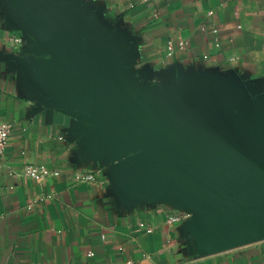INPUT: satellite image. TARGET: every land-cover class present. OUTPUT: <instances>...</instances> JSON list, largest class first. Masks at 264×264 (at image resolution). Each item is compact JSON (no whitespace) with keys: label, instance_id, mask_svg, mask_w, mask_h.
<instances>
[{"label":"crops","instance_id":"0c3cea01","mask_svg":"<svg viewBox=\"0 0 264 264\" xmlns=\"http://www.w3.org/2000/svg\"><path fill=\"white\" fill-rule=\"evenodd\" d=\"M90 40L85 61L154 97L264 114V0H42ZM29 0H0V264H262L264 237L216 243L212 205L141 176V152L72 95ZM32 170H36L32 174ZM177 218V219H174Z\"/></svg>","mask_w":264,"mask_h":264},{"label":"water","instance_id":"95a60500","mask_svg":"<svg viewBox=\"0 0 264 264\" xmlns=\"http://www.w3.org/2000/svg\"><path fill=\"white\" fill-rule=\"evenodd\" d=\"M29 3L60 51L32 63L63 72L70 80L64 94L92 114L99 135L109 133L141 152L139 178L155 174L204 192L216 243L264 237V114L237 116L176 95L154 97L115 74L100 82L85 61L90 40L60 23L42 0Z\"/></svg>","mask_w":264,"mask_h":264},{"label":"built area","instance_id":"2783aa9c","mask_svg":"<svg viewBox=\"0 0 264 264\" xmlns=\"http://www.w3.org/2000/svg\"><path fill=\"white\" fill-rule=\"evenodd\" d=\"M144 1H148V0H144ZM8 135H9V124L5 122H0V157L2 156L5 146L7 144ZM31 172L32 174H35L36 170H32ZM174 219H177V218H174ZM122 264H131V263L124 262Z\"/></svg>","mask_w":264,"mask_h":264}]
</instances>
